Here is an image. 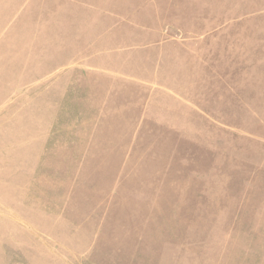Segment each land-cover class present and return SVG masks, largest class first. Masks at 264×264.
I'll return each instance as SVG.
<instances>
[{"label":"rangeland","instance_id":"374dc122","mask_svg":"<svg viewBox=\"0 0 264 264\" xmlns=\"http://www.w3.org/2000/svg\"><path fill=\"white\" fill-rule=\"evenodd\" d=\"M34 1L0 0V264H264V0L119 21L140 47L101 52L109 100L79 115L41 95L89 36Z\"/></svg>","mask_w":264,"mask_h":264},{"label":"crops","instance_id":"0c3cea01","mask_svg":"<svg viewBox=\"0 0 264 264\" xmlns=\"http://www.w3.org/2000/svg\"><path fill=\"white\" fill-rule=\"evenodd\" d=\"M34 2L46 4L47 11L50 8L53 10L62 8V10H66L67 12L74 11V13L78 15V20L75 25V28H77L78 31L75 33L72 32V35L89 36V39L88 41H85V44L81 43L73 49L62 48L61 50V52H65L68 57L77 58V60L78 57H80V54L83 53L81 56L85 55L84 60L86 59L84 63H77V60L63 61L61 65L47 67L44 74L45 80H49L54 87L51 89L50 93H45V95H41V97L44 100L52 98L57 101L59 99L62 101L75 99V101H77L76 105H78L77 115L81 114L80 107L85 104V101L98 99L109 100L105 96H99L100 81L98 79L99 75L97 74L101 73V71L114 74L115 72L108 70L110 69V63H104V66H101V52L116 53L118 50L131 51L133 50V46L140 47L138 45H133L130 41H125L127 37L133 35L132 31H130V33H126L125 31L123 34L125 36H123V44L121 43V45H123L122 49H118V44H116V41L118 40L117 29L121 26L120 23H122L119 21L128 20L131 26L129 29L132 30V28L134 29L135 27V25L132 27V21L134 18L141 21L144 20V23H141V28H143L148 25L151 20L161 19L159 14L162 13L157 7V2H159V0H35ZM168 10L170 12H167V15L171 18L177 17L176 15L172 16L174 13L179 14L174 4L173 7ZM158 12H160L158 15H152L157 14ZM165 16L166 13L164 14V17ZM177 19L179 18L172 19L171 21L173 22ZM200 19L202 18L200 17ZM123 24L127 26L126 23ZM79 29L81 30L79 31ZM82 29H84V31H82ZM136 29L138 28L136 27ZM153 29L157 30L158 28ZM205 30L207 31L208 29L206 28ZM142 34L149 35V30H145ZM152 36H157V33L153 32ZM159 36L161 37L162 35L160 34ZM77 41L79 43L78 38ZM143 45L146 46L147 44ZM41 68L42 67L40 66L39 69ZM41 77H35L32 79V85L38 84ZM37 93L35 92V94ZM41 97H38L36 100H40ZM57 101L55 106L49 103V107L45 106L42 109H38L36 114L48 115L49 111L47 110H52L50 113L52 115H69L68 110L69 108L72 109L70 105L65 109L63 102L59 106ZM86 105L88 107L87 110H91L90 108L92 107H100V104H91L89 102H87ZM63 109H65V112L62 111ZM84 122L85 121L80 122L81 128H83ZM98 130H100V128H97L96 130L90 128V131L92 132H97Z\"/></svg>","mask_w":264,"mask_h":264}]
</instances>
